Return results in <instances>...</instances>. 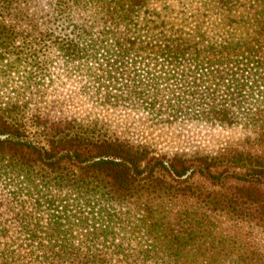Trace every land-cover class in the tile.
<instances>
[{
	"label": "trees",
	"instance_id": "1",
	"mask_svg": "<svg viewBox=\"0 0 264 264\" xmlns=\"http://www.w3.org/2000/svg\"><path fill=\"white\" fill-rule=\"evenodd\" d=\"M68 85L250 137L161 154L68 116ZM0 264H264V0H0Z\"/></svg>",
	"mask_w": 264,
	"mask_h": 264
},
{
	"label": "rangeland",
	"instance_id": "2",
	"mask_svg": "<svg viewBox=\"0 0 264 264\" xmlns=\"http://www.w3.org/2000/svg\"><path fill=\"white\" fill-rule=\"evenodd\" d=\"M56 101L70 117L97 125L126 142L146 146L165 155L189 157L206 154L212 157L226 148L241 145L250 137L240 127L196 123L157 125L144 114L100 107L70 85L58 92Z\"/></svg>",
	"mask_w": 264,
	"mask_h": 264
}]
</instances>
